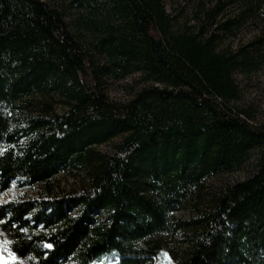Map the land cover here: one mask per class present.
<instances>
[{
	"label": "trees",
	"instance_id": "16d2710c",
	"mask_svg": "<svg viewBox=\"0 0 264 264\" xmlns=\"http://www.w3.org/2000/svg\"><path fill=\"white\" fill-rule=\"evenodd\" d=\"M165 1L0 0V191L23 190L0 203L13 264H264V125L234 107L233 79L264 71V0H207L193 24ZM133 75L111 101L109 82ZM60 175L77 188L58 192Z\"/></svg>",
	"mask_w": 264,
	"mask_h": 264
},
{
	"label": "rangeland",
	"instance_id": "374dc122",
	"mask_svg": "<svg viewBox=\"0 0 264 264\" xmlns=\"http://www.w3.org/2000/svg\"><path fill=\"white\" fill-rule=\"evenodd\" d=\"M51 2H58L59 0H49ZM207 0H166L165 8L170 14L178 16L180 22L189 21L190 24L194 23V14L197 12V8L200 4ZM198 13V12H197ZM252 35L247 30L239 35L236 43L238 41H246ZM139 75L130 76L119 82H109L106 86L107 97L114 102L123 103L129 98V92L133 87L139 86ZM233 79L240 90V101L234 104V107L238 109L247 110L252 117V123H259L264 125V71L260 70L252 73L251 75H243L239 72H235ZM57 110H60L58 108ZM103 153L111 154L113 152L112 145H105L99 147ZM248 170L242 173L235 174L230 177H219L211 183V188L215 189L225 182H237L242 181L248 176ZM55 183L58 184L57 191L70 193L74 191L77 186L75 180H73L68 175H60L56 178ZM23 190L17 188L16 183L10 185L6 192L0 191V203L5 199L11 200L19 192ZM31 193L28 192V195ZM179 217H184L187 215V211L182 210L177 214ZM108 253L104 255L101 259L102 263L106 264L112 255L109 256ZM14 258L7 251L6 248L0 245V264H13ZM154 264H173L167 253L163 252L154 260Z\"/></svg>",
	"mask_w": 264,
	"mask_h": 264
},
{
	"label": "snow or ice",
	"instance_id": "6c2138e0",
	"mask_svg": "<svg viewBox=\"0 0 264 264\" xmlns=\"http://www.w3.org/2000/svg\"><path fill=\"white\" fill-rule=\"evenodd\" d=\"M0 223H4V221H3V220H0ZM46 247H49V248H51V247H52V245H51V244H48V245H46Z\"/></svg>",
	"mask_w": 264,
	"mask_h": 264
},
{
	"label": "water",
	"instance_id": "95a60500",
	"mask_svg": "<svg viewBox=\"0 0 264 264\" xmlns=\"http://www.w3.org/2000/svg\"><path fill=\"white\" fill-rule=\"evenodd\" d=\"M10 200H8V199H5L4 201H2V203H7V202H9Z\"/></svg>",
	"mask_w": 264,
	"mask_h": 264
}]
</instances>
